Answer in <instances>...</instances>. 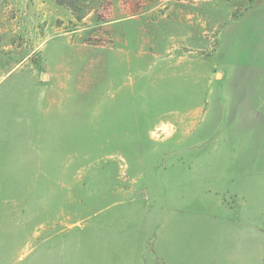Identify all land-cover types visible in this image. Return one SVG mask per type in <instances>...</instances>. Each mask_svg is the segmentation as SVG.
I'll return each mask as SVG.
<instances>
[{
	"label": "rangeland",
	"instance_id": "rangeland-1",
	"mask_svg": "<svg viewBox=\"0 0 264 264\" xmlns=\"http://www.w3.org/2000/svg\"><path fill=\"white\" fill-rule=\"evenodd\" d=\"M0 264H264V0H0Z\"/></svg>",
	"mask_w": 264,
	"mask_h": 264
}]
</instances>
